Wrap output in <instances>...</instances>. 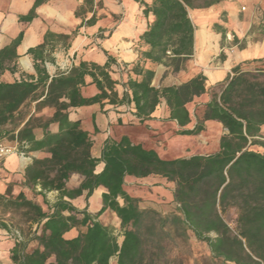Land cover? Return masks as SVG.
Segmentation results:
<instances>
[{
    "label": "trees",
    "instance_id": "trees-1",
    "mask_svg": "<svg viewBox=\"0 0 264 264\" xmlns=\"http://www.w3.org/2000/svg\"><path fill=\"white\" fill-rule=\"evenodd\" d=\"M46 1L33 0L18 21L31 22L37 7ZM137 1L144 6V17L153 16L140 36L149 46L143 57L178 71L193 54L195 27L188 10L208 8L224 0ZM86 23H92V17ZM23 35L20 30L0 47V75L6 71L18 74L13 81L0 80V138L13 140L24 154L34 150L48 153L33 158L25 168V184L39 185L41 192L56 190L58 199L44 211L23 192L14 198L0 196L6 208L20 210L34 225L30 240H13L8 250L11 264H109L113 257L115 264H159L168 241L186 242L189 233L206 243L210 257L221 264H264V81L237 65L219 92L206 87L202 72L179 85L156 87L151 84L154 72L136 64L133 73L141 78L128 77L122 82L120 95L107 62L80 61L66 71L48 74L45 61L51 59L56 44L67 43L69 34L47 30L43 41L26 51L34 74L18 71L17 48ZM88 84L97 92L86 97L81 89ZM202 94L208 95V100L192 122L186 105ZM162 100L168 119L176 123L177 135H198L209 120L220 123L226 134L220 136L218 149L207 155L163 159L154 149L122 135L107 138L97 158L91 154L89 133L79 121L68 117L72 107L107 101L114 105L133 103L134 114L142 122ZM32 103L35 111L52 108L51 117L30 115L25 120ZM51 122L57 123L56 132L47 130ZM190 123L193 126L187 127ZM35 127L43 128L39 139L35 138ZM251 145L262 151L250 149ZM100 162L103 167L96 172ZM73 173L82 180L77 187L67 188L66 181ZM150 175L173 183V211L163 214L141 208L140 199L124 189L126 176ZM100 186L104 191L95 212L80 210L69 201L84 192L87 198ZM230 208L236 213L234 227L223 217ZM105 211L119 220L120 242L112 228L99 219ZM73 229L76 235L66 238L65 233Z\"/></svg>",
    "mask_w": 264,
    "mask_h": 264
},
{
    "label": "crops",
    "instance_id": "crops-1",
    "mask_svg": "<svg viewBox=\"0 0 264 264\" xmlns=\"http://www.w3.org/2000/svg\"><path fill=\"white\" fill-rule=\"evenodd\" d=\"M83 1L47 0L37 7L36 17L31 22L24 23L18 21V16L28 12L33 0H0V31L3 33L8 30L11 31L8 35H0V47L6 45L20 30H23L24 35L17 48V53L19 55L18 60L21 61L24 58L23 64L26 67L23 66L24 68L19 71L34 74L32 58L26 54L27 49L40 44L47 30L54 33L69 34L71 38L67 43L65 45L56 44L55 49L49 55L51 59L45 61L48 74L53 76L66 71L80 61H91L100 65L107 62L111 77L118 81L116 89L120 95L123 91L122 82H125L128 77L141 78L140 75L133 73L132 68L136 64H139L143 69L154 72L151 84L156 87L179 85L195 74L202 72L206 78V87L213 88L216 84L225 82L226 77L232 74L233 67L264 58V34H258L255 37L248 34L250 28L257 27L262 22L257 15L256 8H259L258 6L264 7V0H225L221 4L208 8L189 9V16L195 27L193 54L178 71H173L166 63H156L143 57V52L147 51L149 46L141 41L140 36L152 21L153 16H143L142 9L144 6L139 1L99 0L98 6L90 3L84 13L81 10ZM142 1L149 3L151 0ZM242 2H244L242 5L244 12L240 14L239 7ZM223 11L227 12L229 20L225 24L218 22ZM91 17L92 23L87 24L86 21ZM114 19H118V22H113ZM227 32H232L235 37V42L230 47H227L222 41L223 36L226 39ZM219 52H222L223 58L218 56ZM167 54H170V51H167ZM108 56H110L111 61ZM6 73L7 76L2 74L6 79L5 81H13L18 77L17 73L12 74L8 71ZM86 81L89 82L90 79L87 78ZM93 89L94 91L91 92ZM81 91L86 97L97 92L93 84H88ZM207 100L206 94L193 99V101L203 102ZM52 113L53 109L49 107L35 111L34 103H32L25 120L30 115L44 119L49 118ZM168 116L169 111L164 100L156 106L150 114V118L142 122L134 114L133 103L114 105L104 101L103 105L95 103L72 107L68 111L69 119L79 121L81 127L89 133L92 139L91 154L97 158L100 156L102 145L107 138L119 139L122 135H127L133 143L143 145L144 138L150 136L152 129L162 128L166 124L176 126V123L170 121ZM192 126V123L187 125V127ZM220 126V123L209 120L205 122V129L198 135L177 136L185 141L193 139L192 137H196V140L207 141L208 135L214 138L218 134ZM125 129L129 131H124ZM47 130L56 132L58 130L57 123L51 122ZM223 130L216 141V149L219 145L220 136L225 133L224 128ZM33 131L36 139L42 137V127H35ZM3 139L9 143H15L13 140ZM201 151L198 154L207 155L210 153L206 152L208 151L206 147H201ZM45 156H48V153L42 150H34L25 155L14 152L1 159L0 196L14 198L19 192H23L28 199L39 204L44 211H48L49 206L58 199V191L41 192L39 185L27 186L24 177V170L32 159ZM102 167L103 163H98L95 171L99 172ZM155 177L160 176L150 175L142 178L126 176L124 189L131 196L140 198L141 191L144 188L147 189V184L156 182ZM81 180V175L73 173L66 181V187H77ZM150 187H158L159 190L165 191L162 186L151 184ZM103 191L104 188L100 186L87 198L84 192L76 198L69 199V201L78 209H87L92 213L100 208V198ZM172 191L173 187L170 189L169 195L172 204L175 205ZM3 233H6V229H0V259L5 260L2 264H7L8 250L14 241L3 236ZM75 235L74 229L65 233L66 238Z\"/></svg>",
    "mask_w": 264,
    "mask_h": 264
},
{
    "label": "rangeland",
    "instance_id": "rangeland-1",
    "mask_svg": "<svg viewBox=\"0 0 264 264\" xmlns=\"http://www.w3.org/2000/svg\"><path fill=\"white\" fill-rule=\"evenodd\" d=\"M224 1H221L218 4H221ZM90 3L91 5L96 4L98 6L100 4V1L99 0H92L91 2L83 1V4L81 6V10L83 13L85 9L89 7ZM240 5H241L239 7L240 14H242L244 12L243 11L244 9H242V5H244V2H242V4ZM258 7L259 8H256L257 15L259 18H261L262 22L257 27L256 26L252 27L248 31V34H250L253 37L257 36L258 34H263L264 31V7L263 6L262 7L258 6ZM228 21L229 20H228L227 12L223 11L220 14V18L218 22L225 24L228 23ZM113 22H118V19H114ZM10 33L11 31L9 30L5 31L4 33L0 31V35L2 34L8 35ZM222 41L223 43H225V45H227V47H230V45L234 44L235 37L233 36L232 32L231 33L227 32L226 39L225 36H223ZM218 56L220 58H223L222 52H219ZM23 59L24 58H22L21 61L20 59L17 60L18 71L26 67L23 64ZM241 70L250 72L251 76L256 80L264 81V58L256 59L248 63L242 64ZM3 74L7 76L6 72ZM4 75L3 76L0 75V80H6ZM223 84L224 82H220L216 84L212 89L215 92H219L223 87ZM93 91L94 89L91 92ZM202 103L203 101H192L187 105L193 121H195L194 117L201 114ZM221 126L219 128L218 134L214 138H212L211 135L207 136L206 138L207 141L200 139L196 140V137H192L193 139L185 141L179 138L177 134H175L176 126L172 124H166V126L162 128L152 129L150 136L144 138L143 146L146 148L155 149L158 155L163 159L184 157L194 153L198 154L202 152L201 147H206V149L208 150L206 152L212 153L218 149V148L216 149L217 147L216 141L218 139L219 134L222 131H224L223 127ZM126 130L129 131L128 129H125L124 131ZM134 133H136V130H134ZM262 135L264 136V127L262 128ZM213 142H215V144H213ZM250 149L256 151H262V149L257 145H251ZM155 178H156V182H154L155 184L154 183L147 184L148 186L147 189L144 188L141 191V196L139 198L140 199L139 206L141 208H153L163 214L173 211L175 205L172 204L169 195L170 189L173 187V183L167 181L162 177H155ZM151 184H153L154 186H162L165 189V191H163L162 189L159 190L158 187L152 188L150 187ZM223 217L230 227L235 226L236 213L234 208L228 209V211L223 215ZM99 219L104 225L112 228L113 234L117 238V241L120 242L122 239L121 229L119 226V220L116 218V216L110 211H105L100 216ZM0 229L1 230L6 229V233H3V236H7L12 240H14V238L11 236L10 232L13 230H18L22 240L25 241V240H30V238L32 237L34 232V225L30 224V222L26 220L25 216L21 214L20 210L6 208L0 202ZM33 243L34 242H30L29 244L32 245ZM6 260H8L6 262L7 264H11L9 259ZM3 261L5 260L0 259V264H2ZM109 264H115V257L110 259ZM159 264H221V263L220 261L214 260L210 257L206 243L198 241L191 233H189L186 242H181L178 240L174 242L168 241V243L166 244L165 253L164 255L161 256Z\"/></svg>",
    "mask_w": 264,
    "mask_h": 264
},
{
    "label": "built area",
    "instance_id": "built-area-1",
    "mask_svg": "<svg viewBox=\"0 0 264 264\" xmlns=\"http://www.w3.org/2000/svg\"><path fill=\"white\" fill-rule=\"evenodd\" d=\"M14 152H19L21 155H25L24 153L18 151L16 142L14 144L9 143V142H6L3 138H0V160L3 159L8 154H11ZM10 233H11V236L16 240L22 239L18 230H13Z\"/></svg>",
    "mask_w": 264,
    "mask_h": 264
},
{
    "label": "water",
    "instance_id": "water-1",
    "mask_svg": "<svg viewBox=\"0 0 264 264\" xmlns=\"http://www.w3.org/2000/svg\"><path fill=\"white\" fill-rule=\"evenodd\" d=\"M224 134H226V132Z\"/></svg>",
    "mask_w": 264,
    "mask_h": 264
},
{
    "label": "bare ground",
    "instance_id": "bare-ground-1",
    "mask_svg": "<svg viewBox=\"0 0 264 264\" xmlns=\"http://www.w3.org/2000/svg\"><path fill=\"white\" fill-rule=\"evenodd\" d=\"M179 147V146H178Z\"/></svg>",
    "mask_w": 264,
    "mask_h": 264
}]
</instances>
